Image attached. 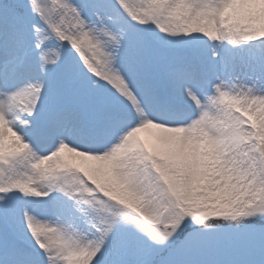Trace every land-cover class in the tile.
Returning a JSON list of instances; mask_svg holds the SVG:
<instances>
[{
  "label": "snow or ice",
  "instance_id": "1",
  "mask_svg": "<svg viewBox=\"0 0 264 264\" xmlns=\"http://www.w3.org/2000/svg\"><path fill=\"white\" fill-rule=\"evenodd\" d=\"M0 264H264V0H0Z\"/></svg>",
  "mask_w": 264,
  "mask_h": 264
}]
</instances>
